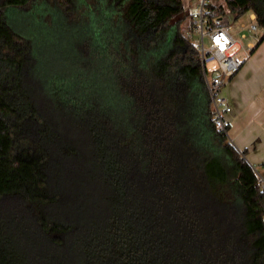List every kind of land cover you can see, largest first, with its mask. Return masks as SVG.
<instances>
[{
    "label": "trees",
    "instance_id": "16d2710c",
    "mask_svg": "<svg viewBox=\"0 0 264 264\" xmlns=\"http://www.w3.org/2000/svg\"><path fill=\"white\" fill-rule=\"evenodd\" d=\"M227 7L264 27V0ZM184 11L0 0V264H264L259 173L214 123ZM57 30L70 64L41 44Z\"/></svg>",
    "mask_w": 264,
    "mask_h": 264
},
{
    "label": "built area",
    "instance_id": "2783aa9c",
    "mask_svg": "<svg viewBox=\"0 0 264 264\" xmlns=\"http://www.w3.org/2000/svg\"><path fill=\"white\" fill-rule=\"evenodd\" d=\"M196 1L197 6L190 11L185 26L190 37L193 33L197 34L194 43L197 55L202 60L204 77L214 112V123L219 130L227 131L226 116L232 111V106L228 97L224 95L223 89L251 57L256 44L249 42L247 45H242L236 38L233 26L239 15L236 10L227 7L229 0ZM251 19L255 22L251 23L249 30L257 31L260 23L255 12H251ZM240 25L242 28L247 26L245 23ZM243 38H246L245 34ZM211 61H216L220 70V74L213 77L209 76L207 66ZM259 182L264 190V177L260 174Z\"/></svg>",
    "mask_w": 264,
    "mask_h": 264
},
{
    "label": "crops",
    "instance_id": "0c3cea01",
    "mask_svg": "<svg viewBox=\"0 0 264 264\" xmlns=\"http://www.w3.org/2000/svg\"><path fill=\"white\" fill-rule=\"evenodd\" d=\"M183 1L185 11L193 10L191 0ZM262 42L256 44L248 63L243 65L244 67L233 76L232 81L223 90L232 106L227 119L232 134L229 136L228 132V136L237 148L247 149L246 158L254 167L257 164L264 167V86L251 91L249 88L244 90L239 84L242 80L250 82L257 75L259 78L262 77L261 74L264 72Z\"/></svg>",
    "mask_w": 264,
    "mask_h": 264
},
{
    "label": "rangeland",
    "instance_id": "374dc122",
    "mask_svg": "<svg viewBox=\"0 0 264 264\" xmlns=\"http://www.w3.org/2000/svg\"><path fill=\"white\" fill-rule=\"evenodd\" d=\"M191 5H193V10H194L195 7L197 6V1L191 0ZM190 11L191 10H186L181 15V16H183L185 14L187 15L186 20H185V25H186V22L188 20V15H189ZM251 12L252 11H248V12L244 13L241 17L238 18V20L235 21L234 26H233V31L236 34V38L239 40L240 44H242V45H247L249 42H253L254 44H258L259 38L261 36H263V34H264V27L260 24H259V29L257 31H250L249 30V26L251 25V23L255 22V20L251 19ZM174 20L175 19H173L172 21H174ZM241 23H245L247 26L245 28H242L240 25ZM70 30H66V32L64 30H57L58 31L57 33L52 32L51 34H49V36H48V33L42 34L40 36V38L42 40H44L43 42L39 41V42H41L43 47H45V41L49 40L51 42V44L53 43V49L52 50H53V55H54V60H55L56 65L57 64L60 65L64 61H66L65 59H68L67 56L69 54V51L72 50V47L74 48L72 42L68 38V31H70ZM185 30H186V26H185ZM186 33L190 37L188 30H186ZM243 34L246 35V38H243ZM70 35H69V37H70ZM71 37H73V36H71ZM190 38L193 42H196L197 34L193 33ZM206 44L207 45L209 44L208 38L206 39ZM262 48H264V40L262 42ZM240 51L242 53L243 50L241 49ZM70 63L71 62L67 61L63 64H70ZM246 63H248V60L245 62L244 65H246ZM60 66H62V65H60ZM207 66H208L210 77H213L214 75L220 74L218 63L216 61L209 62L207 64ZM243 70H245V69L243 68ZM261 75H262V77L259 78L257 75L255 77V79L250 81V82H246L245 80H242L241 83L239 84V87L243 88L244 90L249 88L251 91H254V89L258 90L259 88H262L264 86V72H262ZM231 81H232V79H230L227 84H229ZM226 118L228 119V114H227ZM228 132H229V136H231L230 134H232V129L230 127L228 129ZM255 168H256L257 172L264 177V167L262 165L257 164V165H255Z\"/></svg>",
    "mask_w": 264,
    "mask_h": 264
}]
</instances>
